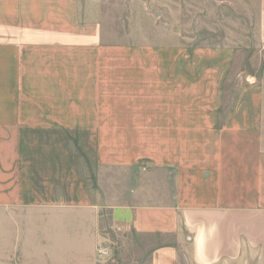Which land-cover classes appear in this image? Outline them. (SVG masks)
<instances>
[{"label": "crops", "instance_id": "1", "mask_svg": "<svg viewBox=\"0 0 264 264\" xmlns=\"http://www.w3.org/2000/svg\"><path fill=\"white\" fill-rule=\"evenodd\" d=\"M164 1L162 23L134 15L122 45L83 7L99 0H0L9 239L70 244L76 229L96 244L101 210L157 242L149 264H264V0ZM191 6L255 16L262 68L230 99L236 48L186 39Z\"/></svg>", "mask_w": 264, "mask_h": 264}, {"label": "rangeland", "instance_id": "2", "mask_svg": "<svg viewBox=\"0 0 264 264\" xmlns=\"http://www.w3.org/2000/svg\"><path fill=\"white\" fill-rule=\"evenodd\" d=\"M99 2L94 6L83 7H93L99 12L103 30H120L118 35L105 36L107 44L130 43L129 19L134 15L144 19L146 13H149L155 18H150L153 20L151 24L155 20H159L158 24H161L162 13L166 10L164 0H99ZM192 9L193 6L186 7L189 13L185 12L184 19L186 28L190 29L188 34L194 32V35L185 36L186 39L196 44L234 45L236 48L233 70L225 86L226 97L230 99L241 85L258 78L262 68L263 57L256 37L255 16L245 15L238 9L227 12L219 9L217 15H214V10L207 14L203 6L200 12L195 10L193 13ZM152 39L154 43H160V36H153ZM249 77L252 79H248ZM97 215L99 219L96 232L99 238L96 244L79 243L83 240L84 234L74 229L73 233L67 235H73V243L70 244H49L47 239L38 238L33 245H21L15 242L16 239L15 241L9 239L8 232L4 233L0 214V264H149L151 251L149 245H156L157 242H148L129 231L112 228L107 211L102 214L100 210ZM81 216L84 214H75L71 220L81 223ZM77 217L79 219H75ZM40 219L42 216L36 218L37 221Z\"/></svg>", "mask_w": 264, "mask_h": 264}]
</instances>
